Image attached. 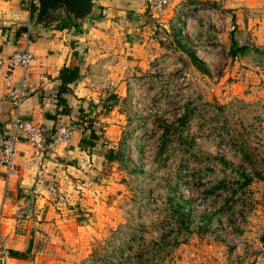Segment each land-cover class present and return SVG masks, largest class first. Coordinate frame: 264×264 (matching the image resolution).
<instances>
[{"label":"rangeland","instance_id":"1","mask_svg":"<svg viewBox=\"0 0 264 264\" xmlns=\"http://www.w3.org/2000/svg\"><path fill=\"white\" fill-rule=\"evenodd\" d=\"M121 1L140 9L122 43L144 53L120 68L123 113L95 127V172L49 201L22 264H264V51L249 40L264 41V0L256 17L229 0Z\"/></svg>","mask_w":264,"mask_h":264},{"label":"crops","instance_id":"2","mask_svg":"<svg viewBox=\"0 0 264 264\" xmlns=\"http://www.w3.org/2000/svg\"><path fill=\"white\" fill-rule=\"evenodd\" d=\"M94 2L93 16L82 29L66 24L41 29L32 23L33 15L24 0H0V57L4 59L20 48L25 34L33 56L24 73L19 69L11 73L0 70V137L15 115L46 131L58 123L74 128L66 146L48 141L41 159L33 156L25 142L17 143L13 174L6 176L0 165V243L9 251L8 264H22L33 254L32 227L38 224L36 220L44 221L52 213L49 201L70 197L95 172L96 160L102 156V152L95 151L98 137L91 147L81 145V141L88 140L90 130L96 135L95 127L108 130L117 123L115 118L123 111L114 103L123 101L125 94L119 82L120 68H124L128 54L144 56L138 42L130 45L121 40L129 23V10L139 12L138 4L130 6L121 0ZM250 6L249 0L227 2L228 9H237L235 13L256 17ZM248 29L243 23L236 27V33L244 38L249 35ZM259 29L250 32L249 40L255 49L264 51ZM66 67H76L77 78L61 92L58 75ZM21 81L24 97L15 109L7 93L19 87Z\"/></svg>","mask_w":264,"mask_h":264},{"label":"built area","instance_id":"3","mask_svg":"<svg viewBox=\"0 0 264 264\" xmlns=\"http://www.w3.org/2000/svg\"><path fill=\"white\" fill-rule=\"evenodd\" d=\"M24 1L27 4L29 12L31 8L36 7L34 0ZM137 1L145 4L150 9H159L166 6L169 0ZM218 8L219 3L216 2L213 9H210L209 11L207 10L209 19L207 20L211 25L214 26L216 30H219L220 26L222 28V25L219 21H217V23L214 21V18L219 17L216 11ZM181 12L179 11L178 16L180 17L179 22L182 25L185 14L184 12H186V10H183V14ZM23 38L25 41L24 44L20 46V48L15 49L4 59L0 57V70H4L6 73H11L14 69H19L22 73H24L28 68L33 56L28 50V35H23ZM21 84L22 81L20 82L19 87L13 88L7 93V100L15 109L18 108L24 97ZM73 131L74 128L72 126L64 123H58L52 129L46 131L39 125L22 121L17 115H15L10 123L6 127H3V132L0 137V165L4 168V174L9 176L15 172L13 156L15 153V145L17 143L25 142L32 149L33 156L41 159L46 151L48 141H50L52 144L66 146L70 141ZM8 259L9 251L2 243H0V264H8Z\"/></svg>","mask_w":264,"mask_h":264},{"label":"water","instance_id":"4","mask_svg":"<svg viewBox=\"0 0 264 264\" xmlns=\"http://www.w3.org/2000/svg\"><path fill=\"white\" fill-rule=\"evenodd\" d=\"M36 11L32 23L41 28L49 29L58 24L85 27L93 16L94 0H34Z\"/></svg>","mask_w":264,"mask_h":264},{"label":"trees","instance_id":"5","mask_svg":"<svg viewBox=\"0 0 264 264\" xmlns=\"http://www.w3.org/2000/svg\"><path fill=\"white\" fill-rule=\"evenodd\" d=\"M35 11V7L31 8L30 10V14L33 15ZM240 51V49L236 48L234 49L233 47H231V50H230V55L231 56H235L236 54H238ZM58 78L60 80V86H59V90H61V92H64L65 91V85L68 84V83H71L73 81H75V79L77 78V69L76 67H66V68H62L60 71H59V75H58ZM59 101L61 102H64V100H62L61 98H59ZM97 140V135L94 134V131L93 130H90L89 131V136H88V140L87 141H84L82 140L81 141V145H84V146H89L91 147L93 145V142ZM112 159V157H108L107 160L110 161ZM14 255V253H13Z\"/></svg>","mask_w":264,"mask_h":264}]
</instances>
